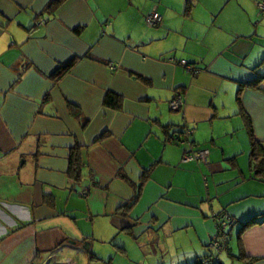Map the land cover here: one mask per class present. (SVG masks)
<instances>
[{
  "label": "crops",
  "instance_id": "1",
  "mask_svg": "<svg viewBox=\"0 0 264 264\" xmlns=\"http://www.w3.org/2000/svg\"><path fill=\"white\" fill-rule=\"evenodd\" d=\"M260 1L0 0V264H264Z\"/></svg>",
  "mask_w": 264,
  "mask_h": 264
},
{
  "label": "built area",
  "instance_id": "2",
  "mask_svg": "<svg viewBox=\"0 0 264 264\" xmlns=\"http://www.w3.org/2000/svg\"><path fill=\"white\" fill-rule=\"evenodd\" d=\"M258 7L261 12H264V0H261L258 3ZM161 20L162 17L158 12H154L147 17V22L149 26H155L158 23H160ZM45 22L46 21L44 19H40V24ZM181 64L188 70L192 69L191 66H189V64L185 60L181 61ZM184 103H185L184 96L180 92L176 95V97H174L170 105L173 110H180L184 106ZM207 156H208V150H204L197 153L188 154L186 155L185 159L186 160H191L195 158L206 159ZM215 220L217 221V235H216L217 238L211 242L210 246L214 251H217L225 245V243L219 241V238L223 237L226 234V229L229 225L233 223V220L227 214L223 215L221 219L215 217ZM218 262H219V257L216 254H214V252L211 255L206 256L202 259L203 264H217Z\"/></svg>",
  "mask_w": 264,
  "mask_h": 264
},
{
  "label": "trees",
  "instance_id": "3",
  "mask_svg": "<svg viewBox=\"0 0 264 264\" xmlns=\"http://www.w3.org/2000/svg\"><path fill=\"white\" fill-rule=\"evenodd\" d=\"M113 98H115L114 95H111V94L107 95L106 103L113 102ZM184 132L188 137L191 135L190 129L189 130L185 129ZM252 156H253L254 165L257 168L258 172L264 173V151L262 147L258 145L257 143H253ZM202 258L198 264H203ZM217 264H220V262H218Z\"/></svg>",
  "mask_w": 264,
  "mask_h": 264
},
{
  "label": "bare ground",
  "instance_id": "4",
  "mask_svg": "<svg viewBox=\"0 0 264 264\" xmlns=\"http://www.w3.org/2000/svg\"><path fill=\"white\" fill-rule=\"evenodd\" d=\"M180 110H181V109H180ZM211 242H212V241H211ZM211 242H210V245H211ZM224 246H225V245H224ZM224 246H223V247H224ZM210 247H211V246H210ZM223 247H222V248H223ZM211 254H212V253H211ZM211 254H210V255H211ZM206 256H209V255H206ZM206 256H204V257H206ZM204 257H203V258H204ZM203 258H202V259H203ZM219 262H220V260H219Z\"/></svg>",
  "mask_w": 264,
  "mask_h": 264
},
{
  "label": "rangeland",
  "instance_id": "5",
  "mask_svg": "<svg viewBox=\"0 0 264 264\" xmlns=\"http://www.w3.org/2000/svg\"><path fill=\"white\" fill-rule=\"evenodd\" d=\"M118 259H119V258H118ZM118 259H117V260H118ZM107 261H108V260H102V262H107ZM105 264H106V263H105Z\"/></svg>",
  "mask_w": 264,
  "mask_h": 264
},
{
  "label": "water",
  "instance_id": "6",
  "mask_svg": "<svg viewBox=\"0 0 264 264\" xmlns=\"http://www.w3.org/2000/svg\"><path fill=\"white\" fill-rule=\"evenodd\" d=\"M171 109H172V108H171ZM176 111H179V110H176ZM86 245H88V243H87Z\"/></svg>",
  "mask_w": 264,
  "mask_h": 264
}]
</instances>
